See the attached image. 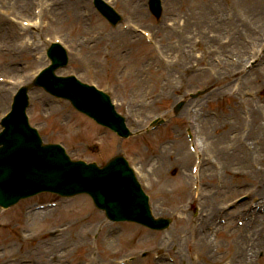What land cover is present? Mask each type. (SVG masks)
I'll use <instances>...</instances> for the list:
<instances>
[{
	"label": "rangeland",
	"instance_id": "1",
	"mask_svg": "<svg viewBox=\"0 0 264 264\" xmlns=\"http://www.w3.org/2000/svg\"><path fill=\"white\" fill-rule=\"evenodd\" d=\"M136 1L138 4H142L138 16L132 14H136L133 2L118 3L116 6L123 12L126 27L130 25L132 30L139 27L150 34L148 37H144L142 33H139L143 37L139 43H131L129 33H120L127 28L122 26L113 28L96 14L85 16L83 6H81L83 1L72 3L70 6L77 14L74 12L68 14L67 6H64V11L55 13V15L52 13L55 20H51L52 17L48 13L49 0H46L48 5L44 6V13L34 15L38 19L40 16L41 26L30 30L29 35H25L23 41L19 37L17 42L22 41V44L12 45L13 48L0 44V75H5L2 73L7 72L14 81L19 79L17 81L24 82L29 81L32 74L47 64L44 55L46 45L55 38H59L63 42L68 50L70 61L67 68L59 73L62 75L75 74L80 79L95 83L107 90L119 110L126 115L131 129L134 132H143V134L129 140H121L108 130L100 128L78 114L68 102L56 100V98L37 88L31 92V107L28 110L32 123L42 131V136L46 141L62 143L73 158L84 159L88 162L95 161L99 165H103L117 154L125 155L141 175V181L151 197L150 201L154 214L173 219L168 230L159 234L151 233L149 236L136 232L129 225L124 228L123 226L126 224H115L118 233H115L116 239L111 245L105 246L106 239L102 238V233L95 232L92 234L94 245L91 249L82 246L77 251H71L72 248H66L64 252L67 253L65 255L67 260L65 262L66 258L63 259L60 264L75 263L74 261L79 258L86 259L89 253L96 256L95 262L97 263L109 262V260L114 262L117 257H131L136 258L132 264H231V260H237L234 259L236 251H233L231 242L239 245L240 237V231L234 232L233 228L240 227L243 229L238 221L245 222V219L238 212L230 217L226 213L231 214L232 211H235L237 204L245 201H249L250 204H257L264 199V195L257 196L259 191L264 189V186L261 185L258 189L256 187L253 191L250 188L259 185V182L255 176L252 178L246 175L248 170L253 171L251 164L253 158L241 157L240 161L244 165L239 162V164L231 166L227 173L225 164L218 158V150L209 147V140L207 141L206 138L202 137L205 136L204 128L203 134H199L198 143L206 153L205 158L215 162V155L218 156L217 160L219 159L220 162L218 160L216 168H214L216 176L212 177L209 174L205 176L202 172L201 177L203 176L204 180L203 178L198 180L200 181L198 184L200 187L202 184H207L208 192L196 195L193 190L196 182L189 177L181 179L184 173L190 174L194 160L188 161L185 172V168L177 160V154L179 150L187 149L186 151H188L187 133L190 129L191 132L198 129L192 126L198 121L195 113L197 109L208 111L211 118L216 119L214 120L215 125L212 124L213 126L206 123L208 134H214L216 131L221 132L219 129H223L220 126L225 122L227 114L231 115L230 112L237 113V110L235 112L232 109L235 108V105L238 111H241L239 104L243 101V97L251 99L256 107L264 110V78L254 79L255 75L251 71L248 72L252 74L249 77L244 76L243 72L232 74L234 70L241 68L243 63L240 66L237 65L236 69H230L229 72L219 68L222 60L227 58V56L220 54L219 47L233 48L232 58L236 64L239 53L238 47H241L240 41L246 43L245 40H249V37L253 36L251 35L252 32L255 34L254 36L260 35L261 32L260 42L264 45V21H253L248 15L249 13L245 11L241 18L244 20V15L250 17V28L240 30L238 33L239 40H224L228 38L224 31L220 36L219 34L216 35L215 38L206 25L208 17L214 20L217 13L226 14L223 0H165V9L160 19L155 18L148 11L142 0ZM229 1L233 4L234 0ZM1 2L2 0H0ZM4 2L6 3V0ZM16 3L15 1L14 4ZM235 3H238L237 0ZM241 4L244 7L243 1ZM29 6V11H33L32 0H30ZM39 7L41 8V6ZM12 9L14 10L12 13L16 16L19 15V17L29 19L31 15L33 16V13L30 16L21 15L17 8ZM185 11H191L194 15L191 26L186 31L184 30L186 37L193 40V53L191 55L186 50V54L189 53L190 58L183 60L184 68H179L178 74L173 73L176 72L173 71V75L169 77L172 68L175 69L179 66L178 55L176 53L175 56L171 52V48L176 47L179 39V32H175L176 27L183 25V21L181 23L182 17L178 14ZM70 16H75L82 21L79 22ZM0 22L6 25L5 22L9 21L0 14ZM252 28L257 29V32L252 31ZM8 35H10V30L6 27L4 36H0V43L5 41V36ZM120 35L124 36V39ZM253 44L260 45L258 42H253ZM245 46L250 61L243 66L246 71H249L250 67L255 65L252 60V51L256 52V49L251 43H246ZM261 55L264 56V47ZM182 57L185 59V54H182ZM152 62L156 65H153ZM212 64L215 65L214 70L209 68L206 71L204 69L205 66L209 67ZM151 66H154L157 71H160L159 66H162L165 78L161 76V73L158 75L150 71ZM211 73L214 75L220 73V76L218 74L213 76ZM135 75L138 76L139 85H134L138 82ZM212 77L214 81L208 83L212 89L210 88V91L196 100L194 105H190L192 103L190 102L186 107L188 111L183 110L180 116H173L172 106L177 99L181 98L182 95L186 96L198 89L206 88L205 84L210 78L213 79ZM230 87H234L235 90L233 92L228 90L224 96L216 91ZM7 103V100L6 103L4 100L0 102V114L7 109ZM158 116L169 118V120L159 129L144 133L151 120ZM241 118H243V122L241 120L232 124L231 128L237 127L243 133V128L247 123L243 115ZM226 123L224 130L228 129ZM228 139L222 138L217 144L218 149L225 150ZM256 139V135L253 134L246 142L250 143L251 146H258L259 142ZM260 153L263 154L264 151L260 150ZM246 160L251 161L246 164ZM256 160L258 168L254 172L259 171L258 176L263 178L261 174L264 173V160L263 158H256ZM158 161H161L160 166L157 164ZM205 167L213 170L211 165ZM231 170H243V174L234 176L232 179ZM229 181H234L239 185L234 187V190L226 192L230 188ZM213 192L216 196L214 199H210ZM204 195H208L206 202L201 199ZM252 197L254 198L252 199ZM48 198L51 196L41 195L22 201L7 211H0V249H2L0 250V264H7L6 260L12 254L34 258L37 261L35 264L48 263L46 256L56 249L54 250L53 247L50 252L46 253V256H40L39 251L41 249L38 248V244L41 240H49L48 237L52 228L67 224V227H75L70 231V235H78L82 228L91 225L94 221L105 223L104 214L95 210L90 200L85 197L62 201L57 213L52 214L50 212V217L36 219L28 209L34 207L37 202H42ZM213 201L216 205L215 212L221 211L215 214V218L218 222L219 220H227L228 224L223 227L218 237L217 235L212 237L213 247L211 252H208V248L198 250L197 246L195 247L196 241L193 239V230L194 225H199L204 218L202 212L208 206H212ZM27 219L30 221L27 222ZM24 229L25 232H23ZM22 232L26 235L22 236ZM131 234L132 237H130ZM121 235H124L122 239L121 237L120 239L117 238ZM65 238L62 240L63 244L60 243V249L65 247L67 242ZM261 248L264 251V247ZM263 251L261 253L257 251L252 264H264ZM157 254H162V256L156 259L154 257ZM172 258L175 259V262ZM161 261L164 262L161 263Z\"/></svg>",
	"mask_w": 264,
	"mask_h": 264
},
{
	"label": "water",
	"instance_id": "2",
	"mask_svg": "<svg viewBox=\"0 0 264 264\" xmlns=\"http://www.w3.org/2000/svg\"><path fill=\"white\" fill-rule=\"evenodd\" d=\"M71 80L69 86L62 87L49 75L38 83L56 94L72 99L81 110L116 128L115 118L104 96L92 88L79 87L73 79ZM25 103L23 94H21L16 100L14 112L4 123L6 130L0 136V143L6 145V148L0 150V168L16 173L18 181L23 187L22 190L12 194L9 192L3 198L4 204L10 205L20 197L42 189H52L64 194L86 190L91 192L98 202L110 211L112 217L138 218L134 205L123 206V203L114 205L111 203V199H104L100 196L103 186L115 185L120 181L123 201L130 199L128 191L136 190L137 187L133 185L131 173L125 164H119L120 162L117 161L116 163L119 165L111 173L101 175L104 171H99L92 165L70 163L58 146H42L36 133L27 127L24 118ZM118 129L120 130V126ZM66 173H69L70 183L63 181V175ZM110 190L120 193L117 187H112ZM135 195L137 196V194ZM119 198L120 196L116 197V199ZM135 205L141 209L140 212L142 211L143 214L146 212V201L139 195Z\"/></svg>",
	"mask_w": 264,
	"mask_h": 264
},
{
	"label": "bare ground",
	"instance_id": "3",
	"mask_svg": "<svg viewBox=\"0 0 264 264\" xmlns=\"http://www.w3.org/2000/svg\"><path fill=\"white\" fill-rule=\"evenodd\" d=\"M240 1H243V4H244V7L242 8L243 11H246L248 12L251 16V19L253 21H256V22H262L264 21V0H240ZM66 2V6H67V13L68 14H71V12H74V14H77V12L74 11L73 8H71L70 6H72V4L70 2ZM86 2V1H85ZM28 3H29V0H24V1H20L19 4H20V8H25L26 6H28ZM75 7V6H74ZM141 11V7H138L137 10H136V16L139 15ZM240 13L241 12H235L234 14V17H233V22L231 23H221V24H217L215 21H213L212 19H210L208 17V21H206V25L208 27V30L210 33H212L216 38V35L219 34V36L222 34V31H224V27L227 26L229 27L230 25H235L236 28L239 30H247L250 28L249 26V22L243 20L242 18H240ZM246 16V15H244ZM71 18H75L77 19L79 22L82 21V19H79L75 16H70ZM189 19H192V16H189ZM189 19H186L185 21V25H184V30L186 31L185 27H186V24L187 22H189L190 20ZM251 22V21H250ZM1 23V26H0V36L3 34L4 35V31L2 30L4 27V23L0 22ZM255 27V26H254ZM183 30L182 33H179L181 35V40H180V43L176 46V47H173L171 48V52L175 54L176 56V53L178 54V67L171 70V72L169 73V77L173 75V73H179V68H184V62L183 60L184 57H182V52L185 51V50H188L191 55L193 53V47H194V43H193V40L189 39L188 37H186V34H185V31ZM254 30V28H252V31ZM250 32H252L251 30H248ZM217 32V33H216ZM121 36V35H120ZM123 39H124V36H121ZM233 39H238V37H234ZM257 40V38H255ZM140 40H136L135 42H139ZM240 50L239 53L242 55L241 57V60H240V64L243 63V60H244V57H245V53L247 51V47L240 42ZM225 50H222V53H225L223 52ZM227 51H231V49L228 48ZM226 51V52H227ZM247 56V55H246ZM264 64H262V67H260L259 69H254L252 70L253 71V75H255L254 79L256 78L257 80H260L262 78H264ZM233 67V64L230 62V61H227L226 62V70H230L231 68ZM173 71H176V72H173ZM173 72V73H172ZM250 75L252 74H249L247 77H249ZM177 77V76H176ZM135 79H137V83H134V85H139L140 82L138 80V76L135 75ZM253 79V80H254ZM255 81V80H254ZM228 90L230 91H234L235 88L234 87H230L229 89H217V93L220 94L221 96H224ZM9 92L7 91H4L3 93H0V102H2V100H6V98H8L7 96ZM247 107L249 110H250V113L248 115V118H247V122L249 123L250 125V130L248 131V134L246 135L245 137V140H243V138H241L243 144H245V141L251 136V135H256V137L258 136L259 138L261 137H264V112L261 111L262 109L260 107H256L251 100L249 99H246L245 102H243L242 104H240V107ZM242 116L239 115L237 116V118L234 120V122H229L227 120V123L226 121L223 122L222 126H220V128L223 127V129H219V132L216 131L214 134H207L208 135V140H209V147H212V149L214 150H218L217 153L219 155L218 158H220L222 161H224V164H225V167H226V172H228L229 168L231 166H233L234 164L237 163V161H240L241 160V157L243 158L244 156L249 157V159L252 157V158H260L264 160V153L261 154L260 153V150L261 151H264V144L263 146H256L254 147V151L252 153L250 152H247L246 149L244 150L243 147L241 145L238 146V150L240 153L237 154V150L234 149V151L232 152H229V151H225V150H221V149H218V146L217 144L220 143V141L222 140V138H229V136L236 131V127H232L231 128V125L232 124H235V123H238V121H241L243 118H241ZM204 123H208L209 126H213L215 124L211 123L214 122V120L210 119V120H203ZM243 121V120H242ZM226 123V126L228 127V129H225L224 130V124ZM213 124V125H212ZM231 128V129H230ZM208 132V131H207ZM239 139V136H236L234 135V142L235 141H238ZM232 143V142H230ZM228 143V144H230ZM221 150V151H219ZM243 152V155L240 156V154ZM192 158V156L189 154V153H186L184 150L183 151H180L178 152L177 154V160L179 161V163H181V166L183 168H185V172L187 171V163L188 161ZM248 160H246V164H247ZM160 163L161 161H158L157 164L160 166ZM185 166V167H184ZM229 167V168H228ZM213 171L214 170H211V169H205L203 170V174L206 176L207 174H209L210 176L214 177V174H213ZM247 177H252L255 176V178H260L258 175L259 173L258 172H254V171H250L248 170L247 173H246ZM263 178L262 179V184L264 186V173L261 174ZM187 179L189 177V174L184 173V175H182L181 179L184 178ZM230 191V188H228ZM227 191V192H228ZM264 191V189L260 190L259 193L260 194H257L258 196L259 195H264V193H262ZM216 196V194L213 192L211 195H210V199H214ZM214 202V201H213ZM215 202L213 203L212 206H208L207 208V212L208 213V218L207 220L204 222L205 224V227L203 229V231L201 230L200 232H197L198 234H196L193 239L196 241V243L194 244L195 247L197 246L198 250H204L205 248H208V252H211V249L213 247V238L210 237V234H209V228L210 227H213V222H212V217H214V214H215ZM36 219L40 218V219H46L48 217H50L49 215H51L49 212H36V213H33L32 214ZM202 224V225H204ZM83 229V228H82ZM109 229V226L108 225H95L93 227H91L90 225L85 227V234L88 235V234H91L93 231H96V230H100L102 231L103 233L106 232L107 230ZM239 230V229H237ZM248 228H247V232H248ZM121 239L124 237V235H121L117 238ZM116 239V237H114L111 241H105L104 242V245L105 246H109L112 244V242ZM87 246H89V243L87 244ZM255 246H264V229L261 228L259 230H255L253 232H249V236L248 238L246 237V239L244 240V243L243 245H238V244H234L233 242H231V247L234 249L233 251H236L235 254H234V259L238 258V260L234 261V260H231V264H247V263H252V259H251V256H252V252H254V247ZM242 262V263H241Z\"/></svg>",
	"mask_w": 264,
	"mask_h": 264
}]
</instances>
